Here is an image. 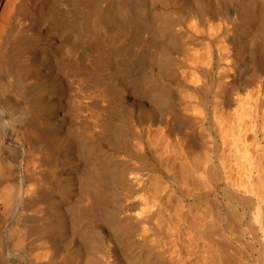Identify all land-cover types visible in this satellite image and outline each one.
<instances>
[{
  "label": "bare ground",
  "instance_id": "1",
  "mask_svg": "<svg viewBox=\"0 0 264 264\" xmlns=\"http://www.w3.org/2000/svg\"><path fill=\"white\" fill-rule=\"evenodd\" d=\"M254 46L264 66V0H0V264H236L225 214L200 206L229 167L190 164L172 92L192 54L191 91L226 60L219 106L264 104L229 61L258 65Z\"/></svg>",
  "mask_w": 264,
  "mask_h": 264
},
{
  "label": "rangeland",
  "instance_id": "2",
  "mask_svg": "<svg viewBox=\"0 0 264 264\" xmlns=\"http://www.w3.org/2000/svg\"><path fill=\"white\" fill-rule=\"evenodd\" d=\"M204 42H207V41H203V43ZM205 44V43H204ZM260 46H254V51H255V56H256V60H257V62H259V60L261 59V61H262V58H263V52H262V50H261V47L259 48ZM256 48V49H255ZM250 53L248 52V55H249ZM258 54H259V56H258ZM191 55V57H189ZM190 55H187L186 57H188V59L190 58V60H188L187 59V61H191V59H193V56H192V54H190ZM246 56L244 57L245 58V61H247V64L245 63V65H246V67L243 69V67H241L240 68V64L239 63H237L238 62V59H234V58H237V57H235V55L234 56H232L231 58H230V60L229 61H231V62H233L232 63V71H233V73L235 74V75H238L241 71H245V73L243 72H241L242 73V76H244V79L245 78H247V76L249 77L248 79H251V78H253V77H251L252 76V74L254 75V73H252L251 72V70L252 71H256L257 72V74L259 75L260 74V76L259 77H257L259 80H258V82H259V84L261 83V81L262 82H264V80H262V79H264V77H262L263 75H264V66L262 65V62L260 61L259 63H258V65H259V67H258V65H252V63L250 62L251 60H252V56H248L247 55V53L245 54ZM259 57V59H258V57ZM186 57L183 59V57H182V61L184 62V66L183 65H181L182 67H184V68H182V70H181V68L179 67V73H178V76L180 75V77H178V80H179V78H181L180 79V81H182V82H178V83H175L176 85H177V89L175 88L174 89V87L176 86L175 84H174V86H173V92H172V95L174 96V100L176 99V98H178V100L176 99L175 101H177V102H174L175 103V105H177L178 106V108H180V109H178L180 112L182 111V113L184 114V112L183 111H185L186 113L184 114V116H186V118L188 117V119H187V121L188 122H186L185 124H187V123H189V124H187V126H185V124L183 125V128H181L179 131H178V133L181 135H179L178 134V138L177 137H175V138H177V141H180L179 139H181L182 138V135H183V133L184 132H186L187 134H184V136L185 135H187V140L186 139H183V138H186V136L185 137H183L182 138V142L180 143H178L177 145L178 146H181V148L183 147V145H184V147L185 146H187L186 145V143L187 144H190L191 143V140L193 141V145L195 146H193L192 145V147H193V151H192V153L194 152V156L193 155H191V157H193V158H191L190 156V158H189V161H190V159L191 160H194V161H190V164L192 165V164H194V163H191V162H195L196 161V159L197 158H199V159H197V162L199 163V166H203L204 164H205V162H207L208 160V162H209V164H206V166L207 165H210V161L212 160V162H213V160H214V162L216 163V165H220L221 163H225V165L226 166H224L223 165V167H225V168H227L228 169V167H229V170H225L224 169V171H223V173H222V179L221 180H223V181H220L219 182V184H218V187H221L222 188V190H223V186H225V182H224V177H223V174L224 173H226V174H228L227 172H231V174L229 173V176H232V181H234V182H232L231 184H232V187H231V193L235 196V197H231V196H233L230 192V194L228 195H225V194H222V192L224 191H222L221 190V188H220V190H219V188H217V186H214V184H212V186H214V187H212L211 188V183L210 182H208L209 184H207V186H205V187H208V189L207 188H205L204 187V185H203V187H204V189H207V191L206 190H204L203 188H201V187H199V185H198V187L199 188H201V190L203 191H205V194H207L206 196H205V198L203 197V200H206V201H204L203 202V200L201 201V203H200V206H201V204H202V206H203V210H205L204 208H208V206L210 205H213V206H215L216 205V208L215 207H213V206H211V207H213V209L209 206V208H211V209H207V210H209V213H210V211L212 212V210H214V212H219L220 210V212L228 219V223H229V225L231 226V230L230 231H228V234H229V232H230V238H232V242H233V247H232V253H234L233 255H234V258H235V261H236V264H264V114H263V112H264V104H262V105H259L258 106V104L256 103V102H254V100H257V99H259V98H254L253 99V96L254 95H250V93H249V95H250V97L252 98V101H253V103L254 104H252L250 101V99L248 100V96H245V95H243V93H241L240 91H237L238 93H237V95L235 94V96H238L239 95V97L241 98V96L243 97V98H239V97H235L236 99V101L234 100V102H233V104L230 106V108H228V107H221V106H219V104L217 103L218 102V99L215 101V99L217 98L216 97V90L218 89V88H220V84H221V82H220V75H221V73L220 72H222V70L224 71V70H226L225 69V66L222 68V66L223 65H225V59H226V57L224 58V60L225 61H220L219 63H220V65H218V64H216L215 63V65H217V66H212V68L211 67H209V68H211L210 70L212 71V73H211V71H210V74L209 75H207V77L205 78V77H203V81L201 80V83H205V85H201V87L202 86H204L205 87V89L206 90H204L203 88L204 87H202V89H201V91H203V92H201L200 90H199V93H195V92H193V91H191L188 87H189V85H191V84H193V83H195L196 84V82H194L195 80H193L192 81V83H191V80L192 79H194L193 77H191V70H190V67H191V65L192 64H189V63H185V62H187V61H185V59H186ZM250 58V61L248 60V59ZM232 59V60H231ZM235 61H236V63H235ZM248 61H249V63H248ZM193 62V60L191 61V63ZM226 62H228V61H226ZM230 62V63H231ZM223 65H222V64ZM185 64H187V65H185ZM236 64H237V68H238V70H237V68H236ZM249 64H251V65H249ZM262 65V66H261ZM188 66V67H187ZM249 66H253V67H251V70H250V68H249ZM186 67L188 68V69H186ZM217 67H218V69H221V71L220 70H218L217 69ZM236 69H235V68ZM227 68V67H226ZM247 68V69H246ZM258 68H259V70H260V72H259V70H258ZM254 69H257V70H254ZM180 70H181V72H180ZM190 70V71H189ZM240 70V71H239ZM249 70H250V73L248 74V72H249ZM263 70V71H262ZM235 71V72H234ZM238 71V72H237ZM259 72V73H258ZM240 73V74H241ZM246 73H247V76H246ZM182 74V75H181ZM212 74H213V76H212ZM219 74V75H218ZM257 74H255V75H257ZM190 75V76H189ZM257 75V76H258ZM182 76V77H181ZM186 76V77H185ZM185 77V78H184ZM213 77V78H212ZM190 78V79H189ZM192 78V79H191ZM260 78H262V79H260ZM184 81H183V80ZM186 80V81H185ZM219 80V81H218ZM245 80H247V79H245ZM187 82V83H186ZM214 82V83H213ZM258 82H256V84L258 83ZM209 83H211V84H209ZM188 84V85H187ZM195 84H193V85H195ZM264 84V83H263ZM263 84H261V85H263ZM186 85V86H185ZM192 85V86H193ZM199 85V86H200ZM207 85V86H206ZM261 85H259V86H261ZM184 86V88H182ZM188 86V87H187ZM180 87H181V89H180ZM187 87V88H186ZM180 90H179V89ZM208 88V89H207ZM210 88V89H209ZM183 89V90H182ZM188 89V90H187ZM175 90V91H174ZM182 90V91H181ZM187 90V91H186ZM209 90H210V92H209ZM219 90V89H218ZM217 90V91H218ZM189 91V92H188ZM182 92V93H181ZM187 92V93H186ZM248 91H246V92H244L245 94L247 93ZM203 93H207V94H204V95H206V96H208V97H206V98H204V97H200V96H204L203 95ZM210 93V94H209ZM240 93H241V96H240ZM180 94L182 95V96H180ZM183 94H185V95H183ZM187 94H188V97H186L187 96ZM202 94V95H201ZM215 94V95H214ZM179 95V96H178ZM197 95V96H196ZM214 95V96H213ZM177 96V97H176ZM189 96H191V97H189ZM211 97H212V99H213V97H214V99L213 100H211ZM246 97H248V98H246ZM254 97H258V95H256V96H254ZM188 98V99H187ZM191 98H193L194 100H192ZM201 98V99H200ZM209 99V100H204V99ZM181 99V100H180ZM191 99V100H190ZM198 99V100H197ZM201 101H200V100ZM237 99H239V100H247L246 101V104H249L250 105V103L252 104V105H255V106H253L252 107V109H251V107L249 108L247 105V108H248V110L250 109V111H248L247 110V108H246V106H244V104H245V100L242 102V101H239V100H237ZM202 100L203 101H205V102H202ZM179 101H182V102H179ZM211 101H213V102H211ZM240 103H239V102ZM259 101V100H258ZM194 102V103H196V104H194L193 103V105H192V103ZM235 102H236V104L237 103H239V105L237 104H235ZM242 102V103H241ZM250 102V103H249ZM182 103V104H181ZM200 104V105H199ZM218 104V105H217ZM235 104V105H234ZM241 104H242V106H241ZM257 104V105H256ZM196 105V106H195ZM251 105V106H252ZM176 106V107H177ZM195 106V107H194ZM215 106V107H214ZM216 106H218V107H216ZM254 107H257V109L256 108H254ZM196 108V109H195ZM216 109V108H218L219 110L218 111H221V112H219L218 113V111H217V109L216 110H214V109ZM221 108H223V109H225V108H228V109H226V110H223L222 111V109ZM241 108H242V110H241ZM244 108H246L245 110H244ZM198 109V110H197ZM201 109V110H200ZM256 109L257 110V112H252V111H254V110ZM261 109V110H260ZM214 110V111H213ZM252 110V111H251ZM242 111V112H241ZM244 111V112H243ZM248 112H249V114H250V116H249V114H248ZM251 112V113H250ZM262 112V113H261ZM202 113H203V115H202ZM219 114V116H218V114ZM242 113L244 114L245 113V115H242ZM262 115H261V114ZM212 114H216L215 116H214V119H215V117H217V119H213L212 118ZM223 114H225V115H223ZM248 114V115H247ZM260 114V115H259ZM188 115V116H187ZM190 115V116H189ZM237 117H236V116ZM239 115V116H238ZM260 116V118H259V116ZM221 116H222V119H221ZM230 116V117H229ZM232 116V117H231ZM248 116V117H247ZM256 118H255V117ZM190 117V118H189ZM242 118L243 120H244V123L242 124V121L243 120H241L240 121V118ZM252 117H254V119L256 120L257 118H259V119H257L256 121H258V122H255V120L253 121V119H252ZM225 120H224V119ZM233 118V119H232ZM245 118V119H244ZM263 118V119H262ZM238 119H239V121H238ZM196 120V121H195ZM212 120V121H211ZM213 120H214V122H213ZM217 120V121H216ZM223 122H222V121ZM247 120V121H246ZM216 121V122H215ZM235 121H237V122H235ZM246 121V122H245ZM232 122H234L233 124H232ZM251 122V123H250ZM255 124H254V123ZM218 123V124H217ZM229 123V124H228ZM238 125H237V124ZM241 123V124H240ZM246 123V124H245ZM247 123H248V126H247ZM253 124V125H255L254 127H253V125H251L250 127H249V125L250 124ZM220 124V125H219ZM225 124H227L226 126H225ZM236 124V125H235ZM224 125V126H223ZM246 126V128L248 127V128H250L251 129V127H252V129L249 131V129H247V130H244V131H242V132H244V133H242L241 132V130L242 129H244L245 128V126ZM189 126V127H188ZM221 126V127H220ZM223 126V127H222ZM235 128H234V127ZM242 126V127H241ZM186 127H188V128H186ZM220 127V128H219ZM232 127V128H231ZM236 127H238V128H236ZM240 127V128H239ZM255 127H256V129H255ZM245 128V129H246ZM258 128V129H257ZM263 129V131H262V129ZM187 129V130H186ZM237 129L240 131H237ZM184 130V131H183ZM220 130V131H219ZM223 131V132H222ZM229 131H232L231 132V135H230V132ZM235 131H236V133H235ZM247 131H249L248 132V134H247ZM254 131H256L258 134H256V132L254 133ZM222 132V134H220ZM253 132V133H252ZM235 135H234V134ZM238 133V134H237ZM242 133V134H241ZM202 134V135H201ZM243 134H244V136H243ZM252 134V135H251ZM223 135V136H222ZM241 135V136H240ZM258 138H256L255 136ZM194 136V137H193ZM200 136V137H199ZM231 136H233V137H231ZM180 137V138H179ZM253 137V138H252ZM203 138H204V140H203ZM191 139V140H190ZM224 139V140H223ZM235 139V140H234ZM243 139V140H242ZM184 140V141H183ZM189 140H190V142H189ZM223 140V141H222ZM237 140V141H236ZM183 142H185V143H183ZM189 142V143H188ZM202 142V143H201ZM205 142V143H204ZM223 142V143H222ZM183 143V144H182ZM225 143V145H223ZM260 143V144H259ZM182 144V145H181ZM192 144V143H191ZM244 144V145H243ZM246 144V145H245ZM238 145V146H237ZM237 147H238V149H237ZM240 147V148H239ZM242 147V148H241ZM249 147V148H248ZM237 149V150H236ZM243 149V150H242ZM244 151V152H243ZM248 151V152H247ZM191 153V154H192ZM206 154V155H205ZM190 155V154H189ZM197 158H196V157ZM200 156V157H199ZM261 156V158H258V157H260ZM153 157V156H152ZM223 157V158H222ZM244 157H247V158H244ZM154 158V157H153ZM153 158H150V161H154L156 164H159V162L156 160V158L155 159H153ZM195 158V159H194ZM202 158V159H201ZM206 158V159H205ZM208 158V159H207ZM217 158L218 159H221L222 161L224 160V162H221V161H219V160H217ZM249 158V159H248ZM157 162H156V161ZM205 160V161H204ZM200 161V162H199ZM219 161V162H218ZM196 162V163H197ZM202 162V164L203 165H201L200 163ZM204 162V163H203ZM207 162V163H208ZM211 162V163H212ZM217 162L218 163H220V164H217ZM198 163L196 164L197 166H198ZM160 165V164H159ZM222 165V164H221ZM195 166V165H194ZM205 166V165H204ZM222 167V168H223ZM227 171V172H226ZM247 173V174H246ZM201 174H203L202 176L206 179V180H209L210 179V177H211V175L209 174H204V173H202L201 172ZM234 174V175H233ZM200 175V174H199ZM205 175V176H204ZM263 175V177L261 178V176ZM202 176H199V178H203ZM208 176V177H207ZM249 177V178H247V177ZM260 176V177H259ZM214 177H216V176H214ZM231 178V177H230ZM244 178V179H243ZM234 179V180H233ZM245 180L246 181H249V182H245ZM243 182V183H242ZM235 183V184H234ZM242 183V184H241ZM246 183H248L247 185L249 186L248 188H250L252 191L251 192H249V190H248V193H247V187H245L244 186V184H246ZM254 183V184H253ZM251 184V185H250ZM235 185H236V187H235ZM241 185V186H240ZM242 185L245 187H242ZM201 186V185H200ZM217 188V192L215 191V189ZM212 190H211V189ZM236 190H235V189ZM239 188H241V189H239ZM242 188L243 189H246L245 191L243 190V191H241L242 190ZM233 189V190H232ZM260 189V190H259ZM203 191V192H204ZM211 191V192H210ZM259 191V192H258ZM206 192H208V193H206ZM243 192H246V193H243ZM234 193H236V194H234ZM219 197H217L216 195ZM214 195V196H213ZM239 197H238V196ZM210 196V197H209ZM226 196V197H225ZM207 197V198H206ZM216 197H217V199H216ZM215 199V201L216 200H218L219 199V201H217V203L214 201V199ZM228 198V199H227ZM230 198H232V199H230ZM237 199H239L238 201H237ZM210 200V201H209ZM212 200V201H211ZM222 200V201H221ZM235 200V201H234ZM215 203H214V202ZM244 201V202H243ZM210 202H212V203H210ZM219 202V203H218ZM204 203H206V206H205V204ZM220 205V207H219V205ZM228 204H230L232 207H231V210H230V206L228 205ZM201 206V207H202ZM205 206V207H204ZM218 206V207H217ZM223 207V209H220V208H222ZM226 207H229V209L228 208H226ZM219 208V209H218ZM235 209V210H234ZM207 210H205L206 212H207ZM219 210V211H218ZM227 210H228V212H227ZM233 210V211H232ZM226 213H225V212ZM230 211V212H229ZM232 211V212H231ZM236 212V213H235ZM208 213V212H207ZM231 215V216H230ZM233 215V216H232ZM234 215H238V217L236 216H234ZM233 217H235L234 219H233ZM239 220V221H238ZM234 221V222H233ZM226 222V221H225ZM240 222V223H239ZM233 223L235 224V225H233ZM236 228V229H235ZM239 231V232H238ZM242 233V234H241ZM232 235V236H231ZM239 248V249H238ZM241 251V252H240ZM241 253H243V254H241ZM246 259H247V261H246Z\"/></svg>",
  "mask_w": 264,
  "mask_h": 264
}]
</instances>
